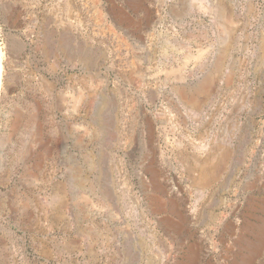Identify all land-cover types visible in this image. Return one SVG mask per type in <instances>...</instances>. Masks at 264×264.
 <instances>
[{
  "label": "rangeland",
  "instance_id": "obj_1",
  "mask_svg": "<svg viewBox=\"0 0 264 264\" xmlns=\"http://www.w3.org/2000/svg\"><path fill=\"white\" fill-rule=\"evenodd\" d=\"M0 264H264V0H0Z\"/></svg>",
  "mask_w": 264,
  "mask_h": 264
},
{
  "label": "bare ground",
  "instance_id": "obj_2",
  "mask_svg": "<svg viewBox=\"0 0 264 264\" xmlns=\"http://www.w3.org/2000/svg\"><path fill=\"white\" fill-rule=\"evenodd\" d=\"M4 60H5V53H3V51L0 50V90L3 86Z\"/></svg>",
  "mask_w": 264,
  "mask_h": 264
}]
</instances>
